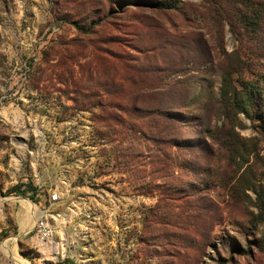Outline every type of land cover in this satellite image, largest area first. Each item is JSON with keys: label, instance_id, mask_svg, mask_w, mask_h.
<instances>
[{"label": "rangeland", "instance_id": "374dc122", "mask_svg": "<svg viewBox=\"0 0 264 264\" xmlns=\"http://www.w3.org/2000/svg\"><path fill=\"white\" fill-rule=\"evenodd\" d=\"M118 1L0 0V264H264V0L109 16ZM112 49L137 60L128 81L88 54ZM107 75L181 114L135 103L133 130L104 126L127 99L92 94Z\"/></svg>", "mask_w": 264, "mask_h": 264}, {"label": "trees", "instance_id": "16d2710c", "mask_svg": "<svg viewBox=\"0 0 264 264\" xmlns=\"http://www.w3.org/2000/svg\"><path fill=\"white\" fill-rule=\"evenodd\" d=\"M179 2V0H123V1H118L117 2V10L118 13L114 12V9L110 8V15L109 16H113V15H118L120 12H123V8L126 6H131L132 8H134V10L136 11H143V10H151L154 12H164L167 10H174L176 9V5ZM120 11V12H119ZM63 20V19H61ZM143 22L144 24H146V17H139L137 19V22ZM70 24L79 32L83 33V34H92L93 30L97 27H104L105 25L108 24V21H105L104 19L102 20H98L97 22H91L90 25H88L86 28H84L82 25L77 24L75 21L70 22ZM113 45L118 46L119 43L118 42H114ZM88 54H92L91 56H101L104 55L109 59H113L115 60L116 64H113V70H115V74L119 71L121 72V75L124 79V76H126V81H128L130 78L127 77V72L129 73L130 70L132 69V66L134 64L137 63V60L132 59V57H130V55H128L126 53V51H121V50H110V51H88ZM87 51H76L74 53V55H71L70 58L72 59L73 57H83L86 58L88 57ZM94 54V55H93ZM90 56V55H89ZM145 62V60H144ZM76 64V62L74 61L73 63H71V65ZM79 66V65H78ZM81 67V66H80ZM124 75V76H123ZM109 83V79H108V75L106 77V81L98 83L96 85V87L94 88L95 91H93V95L98 96V94H102L103 96H113V97H117L119 95H124L127 97V99L122 100V101H118L116 103H111V102H107L105 105L103 104L101 106V104H97V103H90V102H85L84 105L81 106V108H86L87 110H91L94 106L100 107V112L101 115L100 117H97L98 121L102 124H104V126H108L107 121H114L117 124H119V126L124 127L125 126V122L119 117V115L117 113H124L129 117V123H127L128 126H130V130H133L136 126V121L137 119H135V115H134V109L133 106L135 105V103H138L139 105H141L142 107V111H140V113L142 114L141 116L145 115L146 117H148L147 114L150 113H158L160 114L163 118H167L171 117L174 120L179 117V115L181 113H175L173 111V109L177 108L175 106H171L168 105L166 103H158L157 105H153L151 103V99L152 97L150 96V94H154V96L156 97L157 93H155V89L154 92L149 93V94H143V91L147 90V89H153L154 84L151 83H147V84H143V83H136L130 80L129 83H132L130 86L126 87L128 88V90L124 91V87L120 86L118 88L117 85H109L107 84ZM73 85V84H71ZM77 94L79 90H83V91H88L87 88H83V87H79L76 85H73V87H71ZM131 88V89H129ZM89 92V91H88ZM129 93L131 95H135L134 98L129 97ZM130 95V96H131ZM83 96V95H81ZM150 96V97H149ZM149 97V101H147V98ZM158 98L162 99L163 96L158 94ZM156 99V98H155ZM122 106H126V107H131V109L129 110L127 109H123ZM108 109V110H106ZM117 112L116 114L113 113ZM131 117L134 119L132 120ZM140 118V116L138 117ZM150 128L155 129V126H150ZM157 132V131H156ZM159 135L166 137L167 134L163 133V129L161 131L158 132ZM17 192H20L21 195L23 197H27L29 198L33 203L37 202V197H36V192L37 189L35 187H33V185L31 183H19L17 185H15L14 187H12L11 189H9L8 194H15ZM56 264H74L72 261H70L69 259H64L62 262L56 263Z\"/></svg>", "mask_w": 264, "mask_h": 264}, {"label": "built area", "instance_id": "2783aa9c", "mask_svg": "<svg viewBox=\"0 0 264 264\" xmlns=\"http://www.w3.org/2000/svg\"><path fill=\"white\" fill-rule=\"evenodd\" d=\"M57 200V198L54 196V195H52L51 197H50V201L51 202H55Z\"/></svg>", "mask_w": 264, "mask_h": 264}, {"label": "bare ground", "instance_id": "6f19581e", "mask_svg": "<svg viewBox=\"0 0 264 264\" xmlns=\"http://www.w3.org/2000/svg\"><path fill=\"white\" fill-rule=\"evenodd\" d=\"M5 247H6V245H5Z\"/></svg>", "mask_w": 264, "mask_h": 264}]
</instances>
